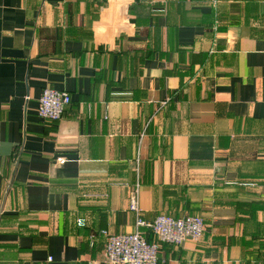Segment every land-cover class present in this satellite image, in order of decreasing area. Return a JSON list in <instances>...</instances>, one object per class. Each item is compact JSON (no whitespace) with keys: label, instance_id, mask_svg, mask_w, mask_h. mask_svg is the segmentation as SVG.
Segmentation results:
<instances>
[{"label":"crops","instance_id":"crops-1","mask_svg":"<svg viewBox=\"0 0 264 264\" xmlns=\"http://www.w3.org/2000/svg\"><path fill=\"white\" fill-rule=\"evenodd\" d=\"M136 191L146 221L205 222L158 264H264V0H0V264L155 240Z\"/></svg>","mask_w":264,"mask_h":264},{"label":"built area","instance_id":"built-area-1","mask_svg":"<svg viewBox=\"0 0 264 264\" xmlns=\"http://www.w3.org/2000/svg\"><path fill=\"white\" fill-rule=\"evenodd\" d=\"M217 3V0H214ZM219 22L214 23V30L218 31ZM71 103V96L67 91L46 87L39 99V116L44 120L56 121L62 118L66 107ZM130 210L136 214L137 227L151 229L155 240L149 241L140 229L126 234H112L102 231L106 237L102 264H158L160 243L167 242L175 245L185 241H199L205 231L204 219L199 215H186L175 218L160 214L153 221H146L141 217L138 191L134 194ZM84 219L78 220V225H84ZM90 264H98L91 262Z\"/></svg>","mask_w":264,"mask_h":264},{"label":"trees","instance_id":"trees-1","mask_svg":"<svg viewBox=\"0 0 264 264\" xmlns=\"http://www.w3.org/2000/svg\"><path fill=\"white\" fill-rule=\"evenodd\" d=\"M150 231H151V230H150ZM151 233H152V231H151ZM152 234H153V233H152ZM153 240H154V239H153ZM153 240H152V241H153Z\"/></svg>","mask_w":264,"mask_h":264}]
</instances>
